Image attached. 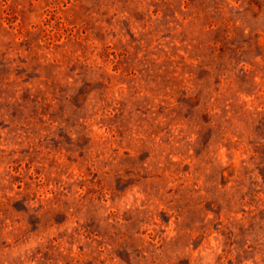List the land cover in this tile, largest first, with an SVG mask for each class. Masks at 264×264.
Here are the masks:
<instances>
[{"label": "rangeland", "instance_id": "374dc122", "mask_svg": "<svg viewBox=\"0 0 264 264\" xmlns=\"http://www.w3.org/2000/svg\"><path fill=\"white\" fill-rule=\"evenodd\" d=\"M0 264H264V0H0Z\"/></svg>", "mask_w": 264, "mask_h": 264}]
</instances>
